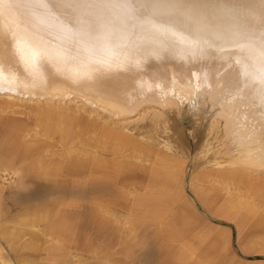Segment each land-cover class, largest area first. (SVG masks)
I'll return each mask as SVG.
<instances>
[{
	"label": "bare ground",
	"instance_id": "obj_1",
	"mask_svg": "<svg viewBox=\"0 0 264 264\" xmlns=\"http://www.w3.org/2000/svg\"><path fill=\"white\" fill-rule=\"evenodd\" d=\"M215 1L0 0V57H11L13 65L0 73V94L54 102L53 107H38L39 114L46 116L63 115L62 102L79 100L125 124L135 114L205 93L220 105L217 112L225 120V136L233 143L229 152L236 156L232 160L264 170V29L259 28L264 23V0H237L243 9ZM253 25L258 29L250 28ZM81 115L83 124L80 121L76 131L65 129L66 134L52 133V137L64 148L67 143L76 146L81 139L91 142L101 147L102 155L93 156L97 155L94 152L90 156L86 151L75 155L69 149L66 156L58 151L59 158H50V152L36 156L61 163L60 175L75 181L106 180L107 184L91 186L105 192L97 202L123 208L122 201L113 202L106 193L114 194L112 182L135 171L117 169L105 155L115 158L120 154L125 164L126 158L139 154L126 156L116 130L103 127L107 140L102 144L88 139V133L83 136L81 131L91 129L93 120L86 122L84 113ZM31 140L26 141L28 146L34 142ZM114 140L116 145L107 146L106 142ZM141 156V160L149 159ZM236 217L229 216L234 222ZM87 222V218L81 220L82 225ZM193 223L200 224L196 217Z\"/></svg>",
	"mask_w": 264,
	"mask_h": 264
},
{
	"label": "rangeland",
	"instance_id": "obj_2",
	"mask_svg": "<svg viewBox=\"0 0 264 264\" xmlns=\"http://www.w3.org/2000/svg\"><path fill=\"white\" fill-rule=\"evenodd\" d=\"M215 2L220 5L218 0ZM224 3L225 6L243 9V4L237 0H224ZM250 28L258 29L254 25ZM259 28L264 29V23ZM15 97L0 94V264H48L38 262L40 241L23 233L22 207L25 204L38 209V205L42 204V211L49 210L52 206L51 200L58 195L55 192L58 189L64 191V203L71 198L75 200L76 216L79 218L67 219L73 216L61 213L56 215V219L51 223L53 230L63 239L70 237L77 241L76 244L65 246L64 253H68L69 258L64 264H78L85 260L88 241L103 236L99 234L103 228H97L91 219L94 214L91 210L103 205L96 199L100 200L105 192L95 190L91 186L106 183V180L98 178L92 181H75L74 177L60 175L63 167L61 163H49L36 156L37 153L50 152V158H59L58 151H63L66 156L69 149L73 150L75 153H71L75 155L80 152H87L90 156L94 152L97 155L93 156L102 155L101 147L97 148L91 142L86 143L81 139L76 146L66 142L64 146L68 147L64 148L52 137L56 134L61 136L62 132L64 135L66 130L69 133L76 131L77 124L83 119V113L86 122L93 120L91 129L87 130L85 127V130L81 131L83 136L89 134L88 139L96 140L99 144L107 140L106 137L104 139L103 127L116 130L124 143L120 148L126 156L132 152L140 156L128 157L124 164L120 154L115 158L111 154L105 155L108 160L113 159L117 169L123 167L135 171L134 174L114 180L112 186L115 193H106L108 198L113 202H124L126 207L139 205L143 220L146 219L144 214L149 215L148 210L152 211L153 217L157 216L159 235L190 241L192 263L197 261L194 256L199 247L202 254L200 264H264V170H257L232 160L236 156L229 152L233 143L230 136H225V120L218 113L220 105L214 104L208 94L195 93L182 98L183 100L177 99L174 106L170 105L163 108L164 110L156 107L139 114L140 116L135 114L136 117L133 115L131 120L125 121L126 125L100 110L89 108L79 100L62 102L60 108H63V115L56 116L51 113L46 116L39 114L38 107H53L54 102ZM31 137L34 142L28 146L26 141H30ZM53 143L55 146H52ZM117 143V140L106 142L110 147ZM223 150L228 152V155ZM24 152H29L26 157ZM143 154L149 159L144 157L145 159L141 160ZM47 171L51 174L48 175ZM234 174L240 175L239 178ZM70 178H73L72 181ZM255 179L258 181H255L256 186L253 188ZM120 185L121 190H116ZM239 185V189H236ZM70 188L79 191L77 197L66 196L65 190ZM25 194L27 196H24ZM109 208L112 214L103 212L106 214L102 217L118 219L116 210L121 208ZM29 213L33 214L32 210ZM235 215L236 222H232L229 216ZM194 216L203 224L193 223ZM81 218H87L88 222L82 225ZM122 219L130 220L125 218V215ZM201 225L206 227L202 228ZM73 231L75 234H72ZM199 239H205L206 243L197 245ZM231 257L235 261L231 260Z\"/></svg>",
	"mask_w": 264,
	"mask_h": 264
},
{
	"label": "crops",
	"instance_id": "obj_3",
	"mask_svg": "<svg viewBox=\"0 0 264 264\" xmlns=\"http://www.w3.org/2000/svg\"><path fill=\"white\" fill-rule=\"evenodd\" d=\"M70 189L65 190L66 196L77 197V189ZM55 192L58 195L51 200L52 206L49 210L42 211V204L38 205V209L25 204L22 207L21 224L24 235L29 234L30 238L33 237L40 241L39 263L64 264L69 258L68 253H64L66 252L65 248L68 245L77 243L70 237L63 239L57 231L53 230V224L51 223L56 219V215L61 213L70 214L73 216L72 220L79 219L76 216L75 200L71 198L70 201L64 203L62 198L64 191L58 189ZM24 196H27V194ZM45 206L47 207V205ZM30 210L33 214L29 213ZM91 211L94 212L91 219L94 220L97 228H103V231L99 233L103 236L94 237L88 241L87 258L78 264H200L201 248L198 247L195 250L197 254L194 257L197 261L192 263L190 241L184 239L181 241L176 240L174 237L159 235L157 216L153 217L152 211L148 210L150 213L149 215L145 214L146 219L143 220L139 205H128L126 207L123 202V208L116 210L118 219H110L109 222L102 218L106 213L112 214L110 213L112 210L108 209L106 203L94 207ZM127 213L129 214L128 217ZM124 215L125 218H130V220L122 219ZM198 220L200 224H203L199 218ZM203 226L206 227V225ZM74 231L72 234H74ZM205 243V239H199L197 245L200 246ZM217 245H219V242ZM230 259L235 261L232 257Z\"/></svg>",
	"mask_w": 264,
	"mask_h": 264
},
{
	"label": "snow or ice",
	"instance_id": "obj_4",
	"mask_svg": "<svg viewBox=\"0 0 264 264\" xmlns=\"http://www.w3.org/2000/svg\"><path fill=\"white\" fill-rule=\"evenodd\" d=\"M19 45L17 44L16 52L19 53ZM13 67L11 63V57L4 56L0 57V73H3L4 71L8 70L9 68Z\"/></svg>",
	"mask_w": 264,
	"mask_h": 264
}]
</instances>
